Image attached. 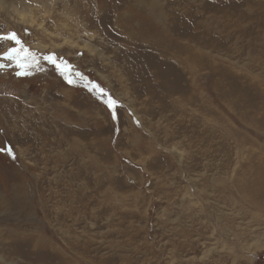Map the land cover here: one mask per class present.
<instances>
[{
    "label": "rangeland",
    "instance_id": "obj_1",
    "mask_svg": "<svg viewBox=\"0 0 264 264\" xmlns=\"http://www.w3.org/2000/svg\"><path fill=\"white\" fill-rule=\"evenodd\" d=\"M2 1L0 35L35 60L0 59L1 195L20 178L30 205L69 210L51 240L83 264H264V0L145 2L172 52L181 26L199 52L192 102L189 54L160 57L136 0Z\"/></svg>",
    "mask_w": 264,
    "mask_h": 264
},
{
    "label": "bare ground",
    "instance_id": "obj_2",
    "mask_svg": "<svg viewBox=\"0 0 264 264\" xmlns=\"http://www.w3.org/2000/svg\"><path fill=\"white\" fill-rule=\"evenodd\" d=\"M52 1L53 0H48V1L46 0L45 1L46 3H44V5L47 6V4L48 5L51 4ZM146 1L147 0H140V1L136 0L135 3L137 6H133V5L130 6L131 8L139 7L140 11H142L141 13L143 15L142 16L144 22L143 24H147L144 25V28L146 29L142 28L144 29V33L148 37L146 41H149V39H151L150 45L153 48L155 49L161 48L162 50H160L159 55L160 57L165 58L167 60H168V56L173 57L175 52L181 51V52H187L189 54L187 60L181 58V60H179L178 63L181 65L179 66L180 67L179 69L182 75L188 74L190 78L188 77L187 80L189 79L192 82L191 84H193V86L190 87L191 88L189 91L190 96L185 98L184 97L185 94L182 95H184L183 97L186 99L185 102L186 101L192 102L193 100L191 97V92L193 94L196 91L195 88L197 84L193 82L195 79L193 75L194 73H196V70L199 68L201 64V62L199 61V55H198L199 52L197 51L194 52L191 48H189L188 46L182 43L184 40L183 37L185 35L183 33L182 35L179 36V32L182 31L181 30L182 26L179 27L177 34H174L175 38L172 41V43L177 42L176 45L178 48H175L176 49L175 52H172L170 50V46L167 44V41L169 40L168 33L171 30H173L175 26H173L172 23L168 25L166 21L169 15H166L167 13L165 14L162 8L156 9L155 7L157 6L155 3L153 5L154 7H149L151 4H153L154 1L152 3L149 2V5H146L145 3ZM1 5H3L2 0H0V7ZM143 11L147 12V15L143 14ZM90 14L92 15V13ZM27 15L29 18H27L26 15L24 14H20L23 21L28 22L31 25L35 24V18L34 16H32V11L30 9H28ZM126 19L127 18H125L124 20ZM151 20L154 21L155 24L156 23L159 24L158 26H156L158 27L157 30L156 28H152L153 24L151 25L150 23ZM124 24L126 23L124 22ZM169 28H171L170 31H168ZM145 39L146 37L140 39L139 41L142 43L145 41ZM150 50L154 54H156L155 50L153 49ZM213 94L211 95L213 96ZM171 95H168V97ZM182 95H180L179 98L184 100ZM215 97L213 98L215 99ZM209 111L210 110H208V112ZM215 113L216 111L214 110L213 114L215 115ZM27 191L28 189L24 188L20 178H16L12 183V186L10 187V191H9L10 197L9 198L8 196L5 197L6 199H9V201H7L0 193V210L7 209L8 208L7 202H9V207L11 211L9 212L8 215L12 214V210L14 212L16 211L10 220L6 221L5 224L0 225V263H6L7 260L10 259L13 260V258H15L20 261L19 264H83V262L76 261L74 256L70 252L66 251V249L63 250L58 249L56 244L54 245V243L51 240L53 239L51 237H54L58 233V229L54 228L52 222H55L56 225H58L61 222L62 218L64 217L67 218L70 215V211L64 210L65 209L64 206L61 209L60 206L58 208L56 206H50L46 208L42 207L43 205L41 204H43V202L42 203L40 202V204H36V205H30V196Z\"/></svg>",
    "mask_w": 264,
    "mask_h": 264
},
{
    "label": "snow or ice",
    "instance_id": "obj_3",
    "mask_svg": "<svg viewBox=\"0 0 264 264\" xmlns=\"http://www.w3.org/2000/svg\"><path fill=\"white\" fill-rule=\"evenodd\" d=\"M0 41H7L11 44L15 45L13 47H9L2 55H0V59L14 61L17 68L25 69L32 66V61L35 60V54L30 53L27 48H24L21 40L17 37L15 32L7 33L6 35H0ZM44 59L53 64L57 71L63 73L66 70V65H62L57 61L54 55H47ZM24 74L23 72H17V75L20 76ZM71 83V81H69ZM93 89L101 96H107L106 106L113 113V119L116 118L114 109L117 106V101L108 96L103 89L99 88L97 85H93ZM0 151H5V149H0ZM7 154L14 157V154L11 148L6 149Z\"/></svg>",
    "mask_w": 264,
    "mask_h": 264
}]
</instances>
